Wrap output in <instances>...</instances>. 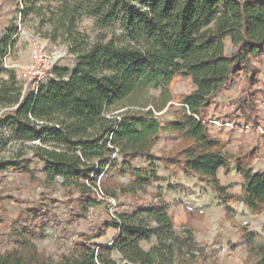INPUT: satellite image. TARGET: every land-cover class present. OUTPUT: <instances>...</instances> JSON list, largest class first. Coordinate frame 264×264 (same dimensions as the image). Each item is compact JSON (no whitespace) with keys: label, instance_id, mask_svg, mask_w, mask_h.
<instances>
[{"label":"trees","instance_id":"16d2710c","mask_svg":"<svg viewBox=\"0 0 264 264\" xmlns=\"http://www.w3.org/2000/svg\"><path fill=\"white\" fill-rule=\"evenodd\" d=\"M18 1V0H16ZM44 0H22V17L34 14L47 20ZM49 21L54 33L62 31L72 41L77 56L74 70L54 68L37 91L24 94L14 70L3 68L19 32L12 26L0 38V126L11 129L20 146L33 151L32 158L44 165L50 181L62 179L61 187L77 192L82 218L99 201L95 194L99 175L122 160L121 174H139L133 188L160 183L154 162L166 169L178 167L187 177L209 180L219 199L242 202L253 215L264 212V172L253 169L256 150L240 147L227 153L229 142L213 137L204 117L223 88L243 76L247 89L233 100L245 124H258L256 92L259 72L255 60H264V0H58ZM92 17L99 28H114L107 40L101 36L88 44L76 30L82 17ZM233 49L227 52V43ZM177 77L189 78L195 90L184 95L174 121L162 125L155 115L170 104V85ZM160 90L158 97L151 91ZM143 100V101H142ZM169 105V107H171ZM127 107L132 110H124ZM121 111V112H120ZM175 135L178 149L156 156L151 147L160 133ZM38 142L29 146L26 143ZM146 158L149 172L136 169L135 159ZM244 180L242 194H230L218 179L220 169L232 165ZM20 170L31 182H40L29 164L0 159V172ZM94 174L88 184L85 181ZM124 189L122 186H119ZM109 199L116 191L100 186ZM155 203L133 214L122 213L100 227V234L118 231L106 246L93 249L88 242L63 255L57 264H170L177 248L195 258L194 228L184 237L173 231V220L161 195ZM35 217L49 221V214L35 208ZM191 214V212H189ZM154 222L156 226L152 225ZM35 229L22 234L21 251L0 254V264H49L32 242ZM156 238L159 245L146 251L141 244ZM246 264H264V246L248 240ZM118 254L119 259L114 255Z\"/></svg>","mask_w":264,"mask_h":264},{"label":"rangeland","instance_id":"374dc122","mask_svg":"<svg viewBox=\"0 0 264 264\" xmlns=\"http://www.w3.org/2000/svg\"><path fill=\"white\" fill-rule=\"evenodd\" d=\"M43 5L47 14L45 23L34 14L22 17V0H0V38L6 36L12 26L19 28L18 34L12 39L14 45L3 68L14 70L22 86L23 74L26 68L34 64L38 46H44L56 68L72 71L77 63V56L71 49L72 41L67 40L62 31L55 34V25L49 21L50 13L56 12L59 6L58 0H44ZM76 30L88 44H93L101 36H106L109 40L114 33L121 32L118 25L114 28H99L94 19L87 16L78 20ZM232 49L228 42L227 52L230 53ZM254 63L259 77L251 92L257 94V112L261 114V121L254 128L250 124L246 125L241 120L240 112L232 104L233 100L243 98L247 89L243 76L221 90L215 103L208 108L211 111L204 117L209 122L213 137L227 129L228 137L221 139L229 142L230 146L225 150L227 153L237 154L240 147L247 151L256 150L253 169L264 172V156H260L261 151L264 152V133L258 130V126L264 130V60H255ZM1 78L7 79V76L0 75ZM169 89L172 96L169 105L172 106L168 105L165 110L155 114L162 125L174 121L181 98L193 92L195 87L189 78L177 77ZM159 94L160 90L151 91L153 97H158ZM132 109L134 108L127 107L121 111ZM221 111H224L222 115ZM228 122L233 124L232 128L226 126ZM234 131L238 134H234ZM11 132L7 125L0 126V159H18L22 164H29L34 175L41 181L31 182L29 176L20 170L0 172V254L12 250L21 251L22 234L32 229L37 230L32 242L44 253L49 264H57L63 255H73L76 246L84 242H88L93 249L109 245L118 231L110 229L105 235H101L100 227L122 213L133 214L140 208L155 203L153 194L161 195L167 204L166 211L173 220V231L177 236L184 237L189 227L194 228L192 251L195 258L177 248L170 264H246L250 256L247 241L264 246V212L253 215L242 202L224 204L213 190L211 181L187 177L178 167L166 169L158 162H154V165L158 175L163 178L162 181L151 183L142 189L133 188L132 183L139 174L132 170L121 174L122 160L119 155L118 160L110 169L106 168L96 181L97 186L104 184L115 190L116 199L114 202H102L89 208L79 218L77 214L80 212V205L76 201L78 193L73 191L70 194L63 189L60 178L48 180L43 171L44 165L32 158L31 149L15 142ZM179 142L173 134L160 133L151 147L152 153L156 156L169 155L178 149ZM39 144L26 143L29 146ZM150 164L146 158L135 159L132 163L134 168L148 172ZM217 176L230 194H242L244 180L236 172L234 164L228 170L220 169ZM93 177L94 174L85 182L92 184L90 179ZM35 208L47 212L49 221L36 218ZM151 224L156 226L154 222ZM158 245L156 238L141 244L146 251ZM114 257L120 258L118 254Z\"/></svg>","mask_w":264,"mask_h":264},{"label":"built area","instance_id":"2783aa9c","mask_svg":"<svg viewBox=\"0 0 264 264\" xmlns=\"http://www.w3.org/2000/svg\"><path fill=\"white\" fill-rule=\"evenodd\" d=\"M35 52L34 64L26 68L25 73L23 74L22 79L24 81V94L32 91H37L39 86L45 83L52 76V72L55 68L52 58L50 56H47L44 46H38ZM30 83H32V86H30ZM216 123L219 124V122ZM226 126L232 128L233 124L228 122ZM258 130L264 133L262 127L258 126ZM95 194L99 201L114 202L113 199H109L103 193L100 186L95 188Z\"/></svg>","mask_w":264,"mask_h":264},{"label":"crops","instance_id":"0c3cea01","mask_svg":"<svg viewBox=\"0 0 264 264\" xmlns=\"http://www.w3.org/2000/svg\"><path fill=\"white\" fill-rule=\"evenodd\" d=\"M239 77H242V76H239ZM236 79H238V77H237ZM243 81H244V78H243ZM231 84H232V83H231ZM194 87H195V86H194ZM195 89H196V88H195ZM195 89H194V90H195ZM244 89H245V88H244ZM194 90H193V91H194ZM210 111H211L210 109H205V111H204V116H205L206 114H208ZM220 113H221V115H222V114L224 113V111H221ZM240 117H241V116H240ZM241 120H243V119L241 118ZM258 121H259V122L261 121V114H260L259 111H258ZM217 122H218V121H217ZM235 133L238 134L237 131H234V134H235ZM214 137H218V138L224 140L226 137H228L227 129H226L222 134H217V135L215 134ZM232 144L234 145V143H232ZM232 144H231V145H232ZM229 146H230V145H229ZM260 156H261V158H262V157L264 156V152L261 151ZM258 161H259V160H257V162H258Z\"/></svg>","mask_w":264,"mask_h":264}]
</instances>
